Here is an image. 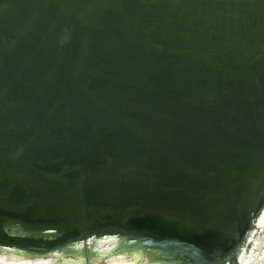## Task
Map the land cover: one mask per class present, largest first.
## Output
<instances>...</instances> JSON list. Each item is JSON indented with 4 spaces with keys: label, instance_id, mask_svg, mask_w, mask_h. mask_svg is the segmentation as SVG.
Wrapping results in <instances>:
<instances>
[{
    "label": "water",
    "instance_id": "water-1",
    "mask_svg": "<svg viewBox=\"0 0 264 264\" xmlns=\"http://www.w3.org/2000/svg\"><path fill=\"white\" fill-rule=\"evenodd\" d=\"M263 206L264 0H0V245L224 263Z\"/></svg>",
    "mask_w": 264,
    "mask_h": 264
},
{
    "label": "rangeland",
    "instance_id": "rangeland-1",
    "mask_svg": "<svg viewBox=\"0 0 264 264\" xmlns=\"http://www.w3.org/2000/svg\"><path fill=\"white\" fill-rule=\"evenodd\" d=\"M206 234H208V238L212 237L211 233L206 232ZM106 235L103 236V237H105L106 244L104 246H101L102 250L105 249L106 247H109L108 249L111 248V249H113V251H117V252L124 251L128 255H131L132 251H134V250H139V251L142 250V251H145V253H146L145 255L149 256V257H147V259L149 261H159V260H160L159 262H167V261L170 262V261H172L175 264H195V263L196 264H211L208 261L207 262L204 261L203 258L199 259L198 253L195 250L188 247L186 244L169 243L168 241H158V240L153 241L151 237H145V236L140 237L138 235V233H134V232H132V233H127V232H122V231L110 232V233H107ZM263 236H264V233L260 236H256L254 238L255 239L254 241H252V239H248L245 242L243 249H240L234 255L235 260L231 259L232 263L233 264H255L257 262V258L260 256V252L264 249V241L261 242V239ZM100 239H102L100 236L99 237L96 236V238L91 239L89 241L90 243H88V245H86L84 243H79L80 241H77V242L75 241L73 243L71 241L69 243H71V244L79 243V245H77L78 248H77V246L74 248L78 249L81 252H82V250H84L83 255H85V257H87L89 259L92 257V254H90L89 251L93 250V252H94V249H96L95 247L101 245L99 243ZM165 242H167V243H165ZM69 243H67V245H69ZM36 247L37 248H45L44 246L43 247L42 246H36ZM61 247H63L66 250V253L71 254V252H73V251H70L71 246L69 247V246H65L62 244ZM67 248H69V249L67 250ZM126 249H128L129 251ZM149 251H150V253H149ZM60 252H62V250ZM177 259H178V261H177ZM0 264H2V263H0Z\"/></svg>",
    "mask_w": 264,
    "mask_h": 264
},
{
    "label": "bare ground",
    "instance_id": "bare-ground-1",
    "mask_svg": "<svg viewBox=\"0 0 264 264\" xmlns=\"http://www.w3.org/2000/svg\"><path fill=\"white\" fill-rule=\"evenodd\" d=\"M263 233H264V206L261 209L259 216L253 220L250 233L248 234L249 237L248 239H252V241H254L255 240L254 238L256 236H260ZM101 238L102 239L99 240V243L101 245L96 246L94 252L93 250L89 251V253L92 254V257L89 259L85 257V255H83L81 251L75 248L71 249L73 252H71V254L69 255L66 254L64 255L62 254V252H54L55 254L52 253L30 254L23 249L17 248L14 245H4V246L0 245V263L2 264H175L172 261L170 262L168 261L159 262L160 260L149 261L147 259V257L149 256L145 255L146 254L145 251L142 250L141 251L134 250L132 251L131 255H128L124 251L121 252L113 251L112 249H108L109 247H106L105 249L102 250L101 246H104L106 244L105 242L106 240L105 237H101ZM215 264H233V263L231 260V261H225L224 263H215ZM255 264H264V249L260 252V256L257 258V262Z\"/></svg>",
    "mask_w": 264,
    "mask_h": 264
}]
</instances>
